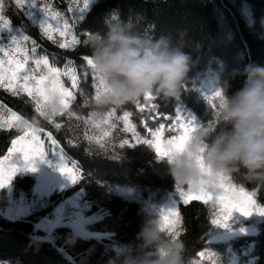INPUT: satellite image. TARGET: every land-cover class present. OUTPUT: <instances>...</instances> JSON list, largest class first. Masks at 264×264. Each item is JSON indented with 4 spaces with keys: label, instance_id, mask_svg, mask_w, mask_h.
Segmentation results:
<instances>
[{
    "label": "trees",
    "instance_id": "16d2710c",
    "mask_svg": "<svg viewBox=\"0 0 264 264\" xmlns=\"http://www.w3.org/2000/svg\"><path fill=\"white\" fill-rule=\"evenodd\" d=\"M83 2L37 0V7L33 8L30 1L29 6L20 7L15 0H0V15L13 29L30 37L36 56L47 57L52 67L75 68L78 80L75 99L68 109L74 115L69 117L65 112L51 121L35 111V102L26 93L13 95L0 88V157L22 134L21 128L8 125L9 111H13L42 133L50 134L78 168L77 182L68 190L52 194L44 211L53 210L61 199L83 190L90 204L88 230L111 235L102 239L82 238L69 227L56 226L51 232L52 241L38 239L34 214L15 220L3 216L7 194L0 188V264H109L126 246L136 243L146 219L159 217L175 206L176 239L183 243L185 255L193 264H264V215H259L264 209V184L249 183L243 175L234 174L232 183L237 189L243 188L255 202L253 215L245 217L237 212L228 228L217 227L211 221L219 211L217 198L222 192L213 196L208 205L199 200L185 204L168 175L166 157L161 158L153 147L143 143L153 139L149 130L155 131L160 124L165 126L163 141L178 135L177 109L182 117L194 115L204 126L218 123L215 114L219 98L214 93L219 89L223 92L225 81L233 92L244 83L243 77L231 78L232 70L242 71L250 63L264 65V0H94L83 18L70 27L80 44L61 48L59 43L65 38L69 40L68 36L61 37L53 31V39L49 40L44 35L39 27L44 19L39 7L60 13L63 22L68 9L73 5L77 10ZM115 9L124 17L130 12L142 14L144 27L157 35L185 33L184 51L193 59L189 73L192 81L186 85L180 101L154 96L152 101L143 98L139 103L93 115L91 101L99 82L86 64L85 58H90L88 40L93 32L103 28L104 17ZM50 23L55 28L56 20ZM217 37L224 40L222 50L209 48V41ZM125 113L135 135L126 130ZM96 123L100 126L96 127ZM125 140L128 144H124ZM12 184L15 193H31L34 179L18 174ZM236 230L251 233L235 235L226 241H209L217 234Z\"/></svg>",
    "mask_w": 264,
    "mask_h": 264
},
{
    "label": "clouds",
    "instance_id": "9594fccd",
    "mask_svg": "<svg viewBox=\"0 0 264 264\" xmlns=\"http://www.w3.org/2000/svg\"><path fill=\"white\" fill-rule=\"evenodd\" d=\"M185 46V33L157 35L144 27L140 13L124 17L115 9L107 14L103 28L88 40L95 74L102 81L98 98L91 101L94 114L139 103L149 95L180 101L192 81L193 59ZM230 75L243 77L244 83L233 92L225 81L218 123L192 133L183 151L165 161L175 188L219 196L220 178L234 174L243 175L249 183L264 184V65L250 63ZM46 111L49 116L60 111L59 97L50 99ZM161 215L146 219L136 243L126 246L109 264H193L183 243L162 229Z\"/></svg>",
    "mask_w": 264,
    "mask_h": 264
},
{
    "label": "snow or ice",
    "instance_id": "6c2138e0",
    "mask_svg": "<svg viewBox=\"0 0 264 264\" xmlns=\"http://www.w3.org/2000/svg\"><path fill=\"white\" fill-rule=\"evenodd\" d=\"M90 3H92V0H84L83 9H81V15L77 19L83 18V12L88 10ZM15 4L20 7H23L25 4L29 6V0H15ZM30 6L36 8L37 0H31ZM0 7H2V5H0ZM39 8L44 15V19L40 23L39 27L43 30L44 35L47 36L49 40L53 39V31H56L61 37H70V41L63 40L59 43V47L61 48L74 47L75 45L81 43V41L77 39L76 34L72 32L68 22H61L60 13H53L51 9L47 7ZM51 20H56L55 28H53V24L50 23ZM5 24L6 22L4 21L3 16H0V28H3ZM9 31H11L10 28ZM27 39V36H21L20 38L12 36L11 40L14 47L9 49L0 45V54H2V56H0V88L7 89L13 95L21 92L27 93V95L30 96L35 102V111L39 113L40 116H43L51 121L54 117L68 112L71 101L75 99L73 93L68 88L64 87L60 77L62 75L70 77L72 88H76L78 83L76 70L75 68H72L61 72L59 68L49 65L47 57L35 59L33 61L35 65L34 68L27 67L29 56L27 50L20 46V41ZM33 45H35L34 41ZM33 51H35V46L33 47ZM85 59L87 66L92 70L93 76H95L98 80L91 58L86 57ZM41 67L46 68V74L40 73L37 76L36 73ZM84 75L87 76L88 73L85 72ZM98 82L99 83L95 95L96 98H98L102 89V81L98 80ZM222 95L223 93L220 90H217L214 93V96L218 97L219 101L221 100ZM54 96L59 97L60 111L54 114V116H49L46 111V107L50 99ZM154 99L155 97L152 95L145 97V100L148 101H152ZM209 103H212L211 99L209 100ZM140 110L144 111V108L141 107ZM152 110H155V105H153ZM176 111V120L180 121V131L178 135L174 136L172 139L163 141L162 136L165 126L164 124H160L155 131H152L151 129L149 130L153 139L143 141V143L153 147L156 154L161 158L166 157L167 159L173 153L183 151L187 141L190 139L191 134L204 126L202 123L197 121V118L194 115L185 118L180 115V109H177ZM217 114L218 111L215 115ZM68 115L71 117L74 115V113L68 112ZM127 117L128 114L125 113L124 120L126 130L132 131L135 135L134 126L128 123ZM14 119L18 122L17 127L23 126L25 131L24 135L20 136L18 140H14L12 142L13 148L9 155L12 156L13 153H15V159L22 158L24 167L28 171H37L38 164L46 163L49 164V166H53L51 161L45 157V153L42 150V142L40 141V137L38 135L39 129L33 127V125L29 124L27 121L21 120L19 116H15ZM104 122L106 123L107 121ZM95 126L99 127L100 125L99 123H96ZM57 127H59V125H57ZM176 127V125L172 126L173 129H176ZM49 139H51L50 134ZM137 139L139 138L137 137ZM52 143L55 144L56 142L53 140ZM124 144H128V141L125 140ZM59 155L62 157V154ZM55 167H57L58 170L72 183L77 182L78 177L73 174L72 169L65 165L62 158H60V163L55 165ZM16 171L17 169L15 167H11L7 170V173H5V171L0 168V188H4L10 184V181L16 174ZM219 189L222 192V195L217 198L219 211L211 221L213 225H216L217 227L228 228L230 226L229 221H231L233 214L237 212L245 217L253 215L255 202L252 196L246 194L243 188L237 189L232 183L231 177H221L219 181ZM177 191L179 192L180 197L183 199L185 204L189 203L191 200H199L203 204L208 205L213 201V196L204 190L183 191L177 188ZM259 215H264V209L259 211ZM177 216L178 213L176 212V206L166 212H162L161 215L162 229L167 230L169 235H171L174 240H177L176 236L178 235V233L175 232ZM200 255L203 256L204 253L201 252Z\"/></svg>",
    "mask_w": 264,
    "mask_h": 264
},
{
    "label": "rangeland",
    "instance_id": "374dc122",
    "mask_svg": "<svg viewBox=\"0 0 264 264\" xmlns=\"http://www.w3.org/2000/svg\"><path fill=\"white\" fill-rule=\"evenodd\" d=\"M31 3V0H29ZM94 0H92L93 2ZM40 3V2H39ZM84 3V2H83ZM83 3L80 7L75 10L72 7L68 9V16L62 17L65 21L68 22L69 26L72 27L73 24L78 20L77 18L81 15V9H83ZM91 5V3H90ZM89 5V7H90ZM86 12V11H85ZM83 12V14L85 13ZM63 15V13H61ZM2 16V15H0ZM4 18V17H3ZM6 22L3 28H0V45L5 48L14 47L11 37L15 36L20 38L21 36H27L24 33H21L17 29H13L9 23V21L4 18ZM9 28L11 31H9ZM74 33V30H72ZM28 37V36H27ZM30 37L27 40H21L20 46L27 50L29 56V62L27 67L34 68L35 65L33 61L35 59L44 58L42 56H36V53L33 51V46L29 41ZM66 40V38L64 39ZM70 40V37H69ZM224 40L220 37L211 39L209 41L210 49H217L224 47ZM226 57L232 63L230 54H225ZM2 56V54H0ZM230 65V66H231ZM51 66V65H50ZM58 68V67H56ZM61 72L66 69H71L70 67H60ZM46 68L41 67L36 73L37 76L40 73L46 74ZM63 82L64 87L68 88L74 95V89L71 86V79L68 76L62 75L60 77ZM27 94V93H26ZM9 119L8 125L17 127V121H15L14 117L19 116L21 120L25 121L19 114L9 111ZM34 127V126H33ZM18 128L22 129V135H24L25 129L23 126ZM37 128V127H35ZM38 129V128H37ZM38 135L40 137V141L42 142V150L45 153V157L51 161L53 166H49V164H38V170L35 172L28 171L25 169L22 158L15 159V153L12 156L9 155L12 152L13 143L9 148L8 152L0 157V168H2L5 173L11 167H15L17 169L16 175H30L34 179V185L31 193H26L23 191H19L17 193L14 192V186L12 184V177L10 184L4 188L7 194V205L3 208L2 214L5 218L10 220L21 219L28 217L30 215H35L34 225L37 230L36 237L41 240L52 241L51 232L56 226H66L69 227L73 233L82 238H108L111 233L109 232H93L88 230L87 223L89 218L87 216V211L90 209V204L88 200L85 198V193L83 190H78L73 192L72 194L61 199L53 210L47 212L44 211V208L47 206L48 198L54 193H61L65 190L70 189L75 183H72L66 176H64L55 165L60 163V158L63 159L65 165L73 170V174L79 178L78 168L75 162L71 161L59 148V146L55 143L53 144V139H49V135L47 133H42L39 129ZM19 136V137H20ZM19 137L14 140H18ZM13 140V141H14ZM62 154V157L59 155ZM14 161V163H13ZM77 178V180H78ZM232 234L217 236L215 240H224L231 236Z\"/></svg>",
    "mask_w": 264,
    "mask_h": 264
}]
</instances>
